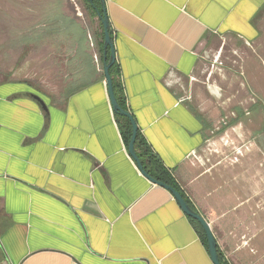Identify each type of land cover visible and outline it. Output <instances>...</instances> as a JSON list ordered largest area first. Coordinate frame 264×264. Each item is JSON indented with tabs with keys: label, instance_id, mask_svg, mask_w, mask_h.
I'll use <instances>...</instances> for the list:
<instances>
[{
	"label": "crops",
	"instance_id": "1",
	"mask_svg": "<svg viewBox=\"0 0 264 264\" xmlns=\"http://www.w3.org/2000/svg\"><path fill=\"white\" fill-rule=\"evenodd\" d=\"M49 1L34 15L54 31L40 44L52 71L38 82L24 70L23 80H0V264H213L204 230L129 153L97 11L85 0ZM105 6L113 85L139 127L142 163L154 157L207 219L222 264H264V153L203 149L212 126L239 116V107L224 111L223 91L232 104L238 75L230 59L219 63L223 47L234 62L242 55L250 93L264 100V0Z\"/></svg>",
	"mask_w": 264,
	"mask_h": 264
},
{
	"label": "rangeland",
	"instance_id": "2",
	"mask_svg": "<svg viewBox=\"0 0 264 264\" xmlns=\"http://www.w3.org/2000/svg\"><path fill=\"white\" fill-rule=\"evenodd\" d=\"M47 1L0 0V80L13 73L15 78L23 80L22 73L24 70L32 72L31 75L38 82V73L45 72L46 66L53 64L47 62L51 61L45 57L48 51L40 45L42 42H46L45 35L28 36L27 31L29 29H24L26 27L24 25L39 26L41 20H38V16L34 14L37 10L42 9L40 3L44 4ZM54 1L56 0L49 2L54 3ZM216 47L213 45L207 49V66L210 69L217 67L215 61L218 58L219 49ZM221 56L219 63L227 64L225 62L230 59L227 65H236L237 73L235 75L238 77H233V102L230 104V98L227 99L230 95L223 91V105L226 108L224 111L228 113L231 111L228 107L232 105L239 107V116L236 111L234 115L238 117V123L232 122L234 116L232 118L228 115L222 118L223 122L221 121L220 125L212 126L210 139L203 148L204 153H214V155L216 153L218 155L220 153H264L263 96L250 93L251 91L246 84V77L242 73L243 57L240 53L234 62V53H230V48L225 46ZM48 66L47 69L51 70L52 66L50 68ZM211 99H213L212 96ZM214 103L213 100L208 101L207 107H210V104L214 105ZM253 105L255 106L254 111L251 108Z\"/></svg>",
	"mask_w": 264,
	"mask_h": 264
},
{
	"label": "water",
	"instance_id": "3",
	"mask_svg": "<svg viewBox=\"0 0 264 264\" xmlns=\"http://www.w3.org/2000/svg\"><path fill=\"white\" fill-rule=\"evenodd\" d=\"M91 2H93V0H90ZM101 3V11L97 9V14L98 17L100 18L102 25H103V30H104V74H105V78H106V83L108 86V94H109V98H110V102L113 108V111L123 117H126L131 125H132V137L131 140L129 142V153L132 156V158L134 159V161L137 163L138 168L140 169V171L142 172V174L149 179L152 183L157 184L161 187H164L165 189H167L168 191H170L172 193V195L174 196V198L176 199L177 203L179 204V206L181 207V209L183 210V212L191 219L197 221L201 227L203 228L205 235L207 237V242H208V249H209V253L211 256V260L213 262V264H222L221 260H220V256L218 254V250H217V243H216V239L211 231L210 225L207 221L206 218H204L203 216H201L199 213H197L196 211H194L191 206L188 204V202L185 200V198L182 196V194L177 191L174 187L169 186L161 181H158L156 179H154L145 169L144 166L140 160V158L137 156L136 151H135V143L138 137V131H139V127L133 117V115L126 109H124L118 102L115 92H114V86H113V80H112V76H111V69L113 68V66L116 63V52H115V48H114V43H113V39H112V30L110 27V23L108 20V16L106 14V6H105V0H100ZM108 55H109V59H108ZM37 100H40L39 98H37Z\"/></svg>",
	"mask_w": 264,
	"mask_h": 264
},
{
	"label": "trees",
	"instance_id": "4",
	"mask_svg": "<svg viewBox=\"0 0 264 264\" xmlns=\"http://www.w3.org/2000/svg\"><path fill=\"white\" fill-rule=\"evenodd\" d=\"M86 1V5L89 6V8L91 9H95L97 11V7L96 5H94L96 3L95 0H93V2H91L90 0H85ZM46 16V15H45ZM47 18H54L52 17V13L49 15V16H46ZM46 18V19H47ZM46 21L44 20L43 25H45ZM47 25V23H46ZM54 31H49V30H45L44 28L40 29L39 27H36V28H32L30 30L27 31V34L28 36H35L36 34L39 35H45V36H49L50 34H53ZM104 37V36H103ZM104 50V49H103ZM108 59H109V55H108ZM113 69V68H112ZM111 69V70H112ZM111 72V71H110ZM114 86V85H113ZM114 92H115V95H116V98L119 102V104L125 109V104L123 102V99L119 96V94L117 93L116 91V87H114ZM119 96V97H118ZM119 118L122 120V123H124V126H122V131H123V134H124V138H125V141L127 143V145H129V142L131 140V137H132V125L130 123V121L126 118V117H123V116H119ZM125 127V130L123 129ZM139 133H138V137H137V140H136V143H135V151H136V154L137 156L139 157L138 153H137V149H138V146H139ZM140 158V157H139ZM141 160V159H140ZM142 162V161H141ZM150 164L148 166H144V169L156 180L158 181H161L169 186H172L174 187L177 191L180 192L179 188H178V185L177 183L174 181L173 177L164 169V167L154 158V157H151L150 158ZM181 193V192H180ZM182 194V193H181ZM191 219V218H190ZM191 221L200 229V230H203V228L201 227V225L191 219ZM204 232V231H203ZM204 238L206 239L207 241V237L204 233Z\"/></svg>",
	"mask_w": 264,
	"mask_h": 264
}]
</instances>
